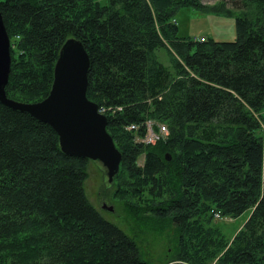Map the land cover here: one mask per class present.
<instances>
[{"label": "trees", "instance_id": "1", "mask_svg": "<svg viewBox=\"0 0 264 264\" xmlns=\"http://www.w3.org/2000/svg\"><path fill=\"white\" fill-rule=\"evenodd\" d=\"M231 1L256 20L236 18L235 41L218 42L182 37L172 23L179 9H202L200 0H0L6 97L44 100L61 47L79 41L90 61L86 97L122 156L108 187L117 184L120 198L128 185L162 196L154 210L182 228L188 264L217 252L218 264H264V0ZM161 49L173 53L170 68ZM150 121L167 137L136 142ZM89 162L66 156L48 125L0 103V264H153L88 202ZM248 211L230 243L208 223Z\"/></svg>", "mask_w": 264, "mask_h": 264}, {"label": "rangeland", "instance_id": "2", "mask_svg": "<svg viewBox=\"0 0 264 264\" xmlns=\"http://www.w3.org/2000/svg\"><path fill=\"white\" fill-rule=\"evenodd\" d=\"M200 10L184 8L177 10V14L172 20L173 24L178 26L179 35L185 38H191L193 41H204L206 38H212L218 42H233L236 39L235 19L246 18V20L255 21L254 16L241 15L239 4L231 0H200ZM190 39V40H191ZM157 58L161 64L170 68V59L173 56L168 49H161L156 52ZM264 121V112L262 114ZM151 131L152 140L149 145H155L161 139L168 135L160 128L164 125L150 121L146 123ZM260 133L264 137V122L261 124ZM129 131V130H128ZM133 132V131H132ZM148 133V131H147ZM145 136L136 137V142H143L149 138V133ZM146 137V138H145ZM147 145L146 143H142ZM143 156L138 160L141 166ZM128 185V179H122L121 185ZM117 184L108 187L104 170L100 164L89 162L87 166V179L84 182V192L88 202L100 213L108 222L114 224L128 236L134 238L140 248L142 256L153 264H188L180 258L182 243L180 237L182 228L176 226L175 222L170 221L169 215L161 214L154 210L155 203L162 196L149 191H142L131 194L132 186L128 185V193L124 198L118 197L115 189ZM123 187H126L123 185ZM201 202H204L202 200ZM127 205L135 206L140 213L132 217L125 209ZM111 207L112 212H108L103 207ZM160 213V214H159ZM218 214L219 216H215ZM210 220L209 225L215 228L219 234L230 243L234 237L242 230L244 224L249 218L250 211L244 212L237 218L229 215H220L216 213ZM168 219L167 228H157L156 220ZM176 231H180L176 235ZM184 240V239H182ZM222 252L215 253L206 262V264H218Z\"/></svg>", "mask_w": 264, "mask_h": 264}, {"label": "water", "instance_id": "3", "mask_svg": "<svg viewBox=\"0 0 264 264\" xmlns=\"http://www.w3.org/2000/svg\"><path fill=\"white\" fill-rule=\"evenodd\" d=\"M10 64V41L0 13V103L51 127L66 156L100 164L111 185L122 156L107 133L106 118L86 97L90 61L82 44L72 38L63 44L50 92L38 103H20L6 97ZM103 209L112 212L111 207Z\"/></svg>", "mask_w": 264, "mask_h": 264}, {"label": "built area", "instance_id": "4", "mask_svg": "<svg viewBox=\"0 0 264 264\" xmlns=\"http://www.w3.org/2000/svg\"><path fill=\"white\" fill-rule=\"evenodd\" d=\"M149 129H150V128H148V126H147V124H146V133H147V131H148V133H149V137H147V138H149V140L147 139L146 142L143 141V142H141V143H146L147 145H149V143L151 142V140H152V134L150 135L151 131L149 132ZM127 130H129V131H133V132H136V131L138 130V127L135 126V125H132V126L128 127ZM160 131H163L164 133H167V130H166V128H165L164 126H162V127L160 128ZM148 133H147V134H148ZM144 136H145V135H144ZM145 138H146V137H145ZM215 216L217 217V216H219V215L216 214Z\"/></svg>", "mask_w": 264, "mask_h": 264}, {"label": "bare ground", "instance_id": "5", "mask_svg": "<svg viewBox=\"0 0 264 264\" xmlns=\"http://www.w3.org/2000/svg\"><path fill=\"white\" fill-rule=\"evenodd\" d=\"M162 140V139H161Z\"/></svg>", "mask_w": 264, "mask_h": 264}]
</instances>
